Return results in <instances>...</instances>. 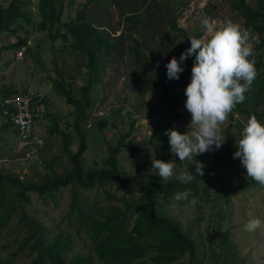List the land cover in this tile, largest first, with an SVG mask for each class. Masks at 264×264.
I'll list each match as a JSON object with an SVG mask.
<instances>
[{"label": "rangeland", "instance_id": "obj_1", "mask_svg": "<svg viewBox=\"0 0 264 264\" xmlns=\"http://www.w3.org/2000/svg\"><path fill=\"white\" fill-rule=\"evenodd\" d=\"M39 1L24 0L21 7L23 16L10 28L13 30L19 26L18 31L0 33V98L9 93H28L45 98L43 118L36 122L33 138L28 140H23L13 126L6 127L10 118L0 109V172L25 181L43 183L50 176L49 166L59 174H65L72 169L64 150L63 135L51 134L47 129L53 120L59 129L69 122L73 124L78 114L75 107L68 105L55 89L56 81L62 80L70 84L67 88H71L73 96L80 100H83L82 86L90 80L93 83L90 91L92 103L79 112L80 126L87 136V150L83 158L86 169L107 166L109 145H116L119 139L129 132L130 135L124 141L125 147L118 154L123 177L157 174L158 170L152 168L153 155L165 162L175 159L177 169L184 167L186 162L180 165L178 156L174 157L170 152L168 137L164 133L170 128L185 133L191 122V114L181 105L176 110L181 117L173 119L166 108V101L162 98V89L159 86H151V90L148 89L144 93L140 91V84L143 82L139 81L138 68L134 66L133 39H146L149 50L144 48L142 51L147 55L155 54L161 41L164 42V47H171L174 53H177L178 43L186 50L191 46L189 37L200 38L205 35L207 30L202 25L205 19L209 20L213 29L223 27L228 21L238 24L242 31L248 33L247 46L253 54L256 43L261 38L252 30L231 0H169L173 11L172 21L177 28L184 31H174L176 41L168 33V17L167 23L162 20L167 14V0L152 2L151 10L161 14V21L153 20L150 31L143 28V23H140L138 31L132 30L131 23L127 20L130 7L123 6L125 17L114 0H58V5L62 7L61 15L58 17L56 14H49L48 17L53 19L47 22L44 21ZM259 1L245 0V4L258 9ZM134 2L138 10L137 16L144 22L141 0ZM156 4H160L159 8ZM7 5L6 0H0V7ZM81 11L104 38L117 41L116 48L109 55L102 57L103 50L99 52L98 73H90L87 67L88 56L72 46L73 37L67 32L68 24L76 21ZM21 39L26 40L28 48L19 45ZM10 46L14 47L8 50L6 47ZM23 49V57L18 58L17 54ZM191 57L194 62L195 57ZM158 67L157 61L152 70ZM260 70H263L264 74V69ZM157 79L154 75L152 82ZM185 88H177L175 92L184 93ZM244 102L242 107L250 110V99L245 98ZM258 114L257 120L264 126L262 109L258 110ZM231 116L236 120L231 121ZM248 118L234 108L220 125L221 136L225 140L223 145L218 150L213 145V150L199 154L195 159L211 165L214 156L223 152L228 139L225 138V132L231 122V136L236 145L243 130L237 124L240 121L243 126ZM102 119L108 121L103 129L99 128V121ZM70 134L71 148L76 151L80 137L75 132ZM138 145L141 146L136 151L129 150ZM246 176V169L242 167L240 160L230 161L219 176L223 181L199 183L200 190L206 188L208 195L199 194L195 210L186 201L174 200L165 207L167 213L181 221L185 229L192 228L193 236L198 245L200 244L197 251L199 264H223L224 258L221 254L224 251L232 256L234 264H264V186L250 178L246 179ZM172 178H175V175ZM122 182V186L117 182L111 183V190L121 194L130 186L133 200H137L144 190V180L133 181L132 185L125 180ZM103 189L105 187L96 186L85 190L78 186H68L43 197L28 193L31 201L25 204L23 201L19 202L14 194L9 193L6 196L5 192H14L16 189L5 185L0 191L2 199L5 196L0 204V216L5 214L7 206L22 205L29 217H35L50 229L46 238L51 239V235L53 237L58 233L70 234L69 256L93 254L90 235L85 232L83 226L77 227L76 217L70 214L72 192H78V200L86 213L92 208L101 212L111 204L106 201ZM224 190L229 199H221ZM252 218L260 219L262 224L260 228L249 232L245 230V224ZM133 220L134 217L131 225ZM22 224H19V216L15 215L8 221L5 229H0L2 257H8L10 253L18 250L22 238L27 234L23 220ZM224 238L227 239L226 244L223 242ZM49 239L47 241H50ZM150 255L152 254L135 264H154ZM34 257L29 250H25L16 257L14 264H31ZM218 258L219 263L214 262ZM185 261L188 259L183 257L173 264H182ZM93 264H99L96 256Z\"/></svg>", "mask_w": 264, "mask_h": 264}, {"label": "trees", "instance_id": "obj_2", "mask_svg": "<svg viewBox=\"0 0 264 264\" xmlns=\"http://www.w3.org/2000/svg\"><path fill=\"white\" fill-rule=\"evenodd\" d=\"M6 1L8 5L0 7V33L6 31L16 33L19 26L13 30H10V28L17 24L18 20L23 16L21 7L24 5V0ZM91 1L93 0H88V2ZM114 1L124 16L123 6L128 5L130 7L127 20L131 23L132 30L134 31H138L140 23L144 24L143 28L150 31L149 27L153 20L160 19L161 21V14L151 10V4L154 0H141L144 22L137 16L138 10L134 0ZM167 1V14H165L162 20L164 23H167L166 17H168L170 21L168 33L176 41L177 37L173 34L174 31L176 29L181 33L184 31L181 28H177V25L173 23L172 5L169 0ZM231 1L234 7L242 13L246 22L251 25L252 30L261 36L260 40L256 43L253 54L257 75L250 89L245 93V97L250 99L251 108L248 110L242 107L245 103L243 102L237 104L235 110L248 117L253 114L259 117L258 110L262 109L264 112V74L263 70H260L264 69V0L259 1L258 9L246 5L245 0ZM39 2L40 9L44 13V21L47 22L53 19L48 17L49 14H56L58 17L61 15L62 7L58 5V0H40ZM156 6L159 8L160 4H156ZM161 10H163L162 7ZM67 32L73 37L72 46L88 56L87 67L91 74L99 72V52L103 50L102 57L107 56L117 46L115 39L104 38L98 32L92 22L85 17L83 11L79 12L76 21L68 24ZM133 42L134 66L138 68L139 81L143 82L140 84V91L144 93L148 89L151 90V86H159L162 89V98L166 101V108L172 114V118H180L181 115L176 110L181 105H184L186 96L184 93L175 92V89L184 88L190 82L191 68L193 66L192 57L190 56L181 65L184 71L180 74L179 79L170 80L167 77L166 65L172 57L179 59L181 53L185 51L180 46V43L176 45L177 53H174L171 47H164V42L161 41L157 52L147 55L142 51L144 48L149 50V44H147L145 38L142 40L133 39ZM18 43L20 46L25 45L27 47L25 39L19 40ZM12 47L14 46L6 48L10 50ZM157 61L159 67L152 70ZM154 75L158 79L152 82ZM69 85L63 80L56 81L55 89L68 105L75 107L78 111L76 120L73 124L69 122L66 125L67 127L65 126L60 129L56 126V121L53 120L52 125L47 129L51 134L59 133L63 135L64 150L68 155L72 169L65 174H59L49 166L50 176L43 183L21 180L19 177H13L0 172V191L5 185H8L12 189H16V192H5L6 196L9 193L14 194L19 202L23 201V203L28 204L31 201L28 193H36L39 197H43L47 194L56 193L61 188L68 186H78L85 190L93 189L96 186L105 187L103 193L106 201L111 204L105 211L101 212L92 208L89 213H86L83 205L78 200V192L75 190L72 192L70 214L76 217L78 222L77 227L83 226L86 230L85 232L90 235L93 254H72L69 256L68 252L71 250L69 233H58L53 237L51 235V239L46 238V235L50 234V229L41 224L35 217H29L22 205L15 207L7 206L5 214L0 216V229H5L8 221L15 215H18L19 224H22V220L25 222L27 234L22 238L17 251L10 253L8 257L0 255V264H14L16 257L25 250H29L30 254H34L35 256L31 264H93L94 256L99 260V264H135L150 253L152 254L150 255V259L154 264H173L180 261L183 257H186L188 261L182 264H199L197 262V251L200 248V244L198 245L197 239L194 238L192 228L185 229L181 221L167 213L165 207L175 200L174 195L176 192L186 189H190L191 195L196 198L200 193L208 195L206 188H203L202 191L200 190L199 183L223 181L219 176L225 165L230 161L240 160L239 158H233V154L237 150V146L234 145V139L231 136L233 122H231L225 132V138L228 139L225 142L223 152L217 153L214 156L211 165L202 163L204 165L203 176L195 173V165L186 161L188 170L190 172L193 171V175L195 176V179L190 183H181L176 178L164 181L156 173L138 174L133 178L123 177L120 171L118 154L125 147L124 141L130 135V132L123 135L116 145H109L107 166L86 169L83 158L87 150V136L81 129V114L79 115V112L88 108L92 103L90 91L93 88V83L90 80L85 86H82L83 100L73 96L71 88H67ZM9 95L11 94H5V96ZM45 105V98L34 96L32 107L36 109L37 106H41L42 118ZM235 120L231 116V121ZM107 124L108 121L102 119L99 121V128L103 129ZM237 125L243 128L240 121ZM8 126H12V124L9 122L6 127ZM71 132H75L80 137L76 151L71 148ZM140 146L138 145L129 150L131 152L136 151ZM178 163L181 165L180 161ZM124 180L130 185H132L133 181L144 180V190L140 193L137 200H133V192L130 186L126 189L125 193L121 194H116V192L111 190V183L117 182L122 186V181ZM107 186L108 188H106ZM220 197L222 200L229 199L226 190L222 192ZM4 198L5 196L2 199L0 192V204ZM133 217L134 220L131 225ZM47 239L50 241H47ZM223 242L226 244L227 239L224 238ZM221 257L224 258L223 264H234L231 259L232 256L228 252L224 251ZM219 259H216L214 262L219 263Z\"/></svg>", "mask_w": 264, "mask_h": 264}, {"label": "clouds", "instance_id": "obj_3", "mask_svg": "<svg viewBox=\"0 0 264 264\" xmlns=\"http://www.w3.org/2000/svg\"><path fill=\"white\" fill-rule=\"evenodd\" d=\"M202 25L207 30L205 35L189 37L191 46L181 53L179 59L172 57L166 65L167 77L178 80L184 71L183 62L190 56L195 57L191 80L184 90V107L191 114V122L183 134L175 128L164 133L173 156H178L182 164L187 161L195 165V173L199 176L204 175V165L195 157L213 150V145L216 150L223 145L225 140L220 125L237 104L244 102L245 93L257 75L253 53L247 46L246 31L231 21L219 29H213L207 19ZM240 136L233 158L240 159L246 169V179L264 186V126L254 114L243 124ZM175 161L165 162L153 155L152 168L158 170V176L164 181L175 175L181 183L192 182L195 179L193 171L188 170L187 164L177 169ZM174 199L188 202L193 210L198 203L190 189L176 192ZM261 224L260 219L252 218L245 224V230L255 231Z\"/></svg>", "mask_w": 264, "mask_h": 264}, {"label": "built area", "instance_id": "obj_4", "mask_svg": "<svg viewBox=\"0 0 264 264\" xmlns=\"http://www.w3.org/2000/svg\"><path fill=\"white\" fill-rule=\"evenodd\" d=\"M24 51L25 49L19 51L18 58L23 57ZM33 102L34 96L28 93H16L0 98V109L9 116L10 123L23 140L33 138L35 124L42 118L41 106L33 109Z\"/></svg>", "mask_w": 264, "mask_h": 264}]
</instances>
